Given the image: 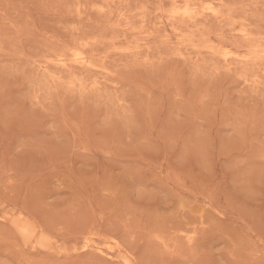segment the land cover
Masks as SVG:
<instances>
[{
	"label": "rangeland",
	"instance_id": "1",
	"mask_svg": "<svg viewBox=\"0 0 264 264\" xmlns=\"http://www.w3.org/2000/svg\"><path fill=\"white\" fill-rule=\"evenodd\" d=\"M0 264H264V0H0Z\"/></svg>",
	"mask_w": 264,
	"mask_h": 264
},
{
	"label": "bare ground",
	"instance_id": "2",
	"mask_svg": "<svg viewBox=\"0 0 264 264\" xmlns=\"http://www.w3.org/2000/svg\"><path fill=\"white\" fill-rule=\"evenodd\" d=\"M222 2H223V1H222ZM209 6H211V4H210ZM212 6H213V4H212ZM212 6H211V7H212ZM145 7H146V6H145ZM146 8H147V7H146ZM186 8H187V7H186ZM193 8H195V7H193ZM208 8H209V7H208ZM212 8H213V7H212ZM212 8H211V10H212ZM142 10H143V9H142ZM184 10H185V8L183 9V11H184ZM186 10H187V9H186ZM186 10L183 12L184 15H189V14L193 11V10H192V11L190 10V11H191V12H190V11H186ZM211 10H210V11H211ZM181 11H182V10H181ZM206 11H207V10H206ZM212 11H213V10H212ZM142 12H143V11H142ZM216 12H217V11H216ZM192 13H194V12H192ZM212 13H213V12H212ZM79 14H80V13H79ZM178 14H180V13H178ZM178 14H177V15H178ZM190 15H191V14H190ZM183 18H184V17H183ZM161 19H162V18H161ZM176 29H177V28H176ZM194 29H195V28H194ZM177 30H178V29H177ZM192 30H193V29H192ZM175 31H176V30H175ZM237 32H238V31H237ZM184 39H185V38H184ZM219 48H220V47H219ZM219 48H218V49H219ZM218 49H217V50H218ZM220 54H221V53H220ZM77 56H78V55H77ZM76 62H77V61H76ZM78 62H79L80 64H83V65L87 63V61H86V59H85L84 57H80V59L78 60ZM63 64H65V63H63ZM88 64H89V63H88ZM65 66H66V64H65ZM91 66H92V65H91ZM68 68H69V67H68ZM71 84H72V82H71ZM192 235H193V234H192ZM195 235H196V234H195ZM194 241H195V240H194ZM116 250H117L116 244H108V245H107V250H106V254H105V256H106V257H111V255H112L114 252H116ZM45 260H46V259H45Z\"/></svg>",
	"mask_w": 264,
	"mask_h": 264
}]
</instances>
